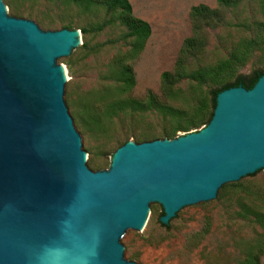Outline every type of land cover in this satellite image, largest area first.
<instances>
[{
	"label": "water",
	"instance_id": "95a60500",
	"mask_svg": "<svg viewBox=\"0 0 264 264\" xmlns=\"http://www.w3.org/2000/svg\"><path fill=\"white\" fill-rule=\"evenodd\" d=\"M79 31H42L0 0V264H135L120 238L151 204L168 226L187 206L264 169V75L220 92L208 125L172 140L125 143L92 172L64 101L57 60Z\"/></svg>",
	"mask_w": 264,
	"mask_h": 264
},
{
	"label": "rangeland",
	"instance_id": "374dc122",
	"mask_svg": "<svg viewBox=\"0 0 264 264\" xmlns=\"http://www.w3.org/2000/svg\"><path fill=\"white\" fill-rule=\"evenodd\" d=\"M1 1L9 17L30 20L42 31L81 32L110 21L99 33L81 34L84 46L57 60L66 73L67 112L81 138L86 166L92 172L108 170L113 154L125 143L167 139L160 136L177 130L178 124L163 121L153 111H125L102 118L101 129H97L85 123L83 104L100 115L105 106L119 98L143 100L151 92L162 103L195 109L215 87H198L185 80L176 86L177 100L170 101L161 93L160 74L173 71L185 40L193 35L189 21L192 7L204 5L219 10L224 25L204 28V50L189 60L188 71L216 68L232 55L235 67L228 80L246 79L256 71H264V17L259 0H243L236 8L224 9L218 8L216 0H128L134 16L148 23L151 34L142 53L129 62L135 86L120 97L118 84L107 77L117 60L129 51L130 42L123 39L125 29L115 14H107L101 7L83 12L72 4L47 0ZM194 132L178 131L177 136ZM238 183L237 189L218 191L215 200L182 208L165 228L160 223L161 206L151 204L144 227L140 231L127 230L120 238L124 259L135 264H241L249 252L264 246V222L244 217L242 211L245 206L264 214V169Z\"/></svg>",
	"mask_w": 264,
	"mask_h": 264
},
{
	"label": "trees",
	"instance_id": "16d2710c",
	"mask_svg": "<svg viewBox=\"0 0 264 264\" xmlns=\"http://www.w3.org/2000/svg\"><path fill=\"white\" fill-rule=\"evenodd\" d=\"M51 2H61L64 4H72L79 7L83 12H89L96 7L104 8L107 14H115L118 23L125 29L123 39L128 40L129 51L126 55L120 57L113 69L108 73L107 79L118 84L117 90L119 91V97L121 94L129 93L135 86L134 72L129 62L135 60L143 51L147 40L150 37L151 29L148 23L134 16L132 6L128 0H47ZM243 0H216L219 9L224 8H236ZM261 13L264 17V0H259ZM189 21L192 29V36L186 39L179 56L175 62L174 69L171 72H164L160 74V84L162 95L170 100L174 101L178 99L179 92L176 90V86L185 80L196 83L198 87L202 85H214L215 87L209 91L207 96L200 100L195 109H190L187 106L175 107L158 101L157 97L148 92L145 99L137 100L130 98H119L109 105L105 106L102 114L98 115L94 113L93 107L87 104L82 105V110L85 114V123L90 126H94L97 129H101L102 118H111L117 116L120 112H156L161 119L173 121L177 126V130L170 132L169 134L160 136L161 139L167 138L169 140L176 139L177 132H189L208 125L212 118L213 110L215 108L216 96L227 89L235 87H243L246 90H251L256 84L257 80L264 75V71H256L246 79L237 77L230 81L229 78L232 70H234L236 59L233 55L226 61L222 62L219 66L213 69H197L187 70V64L189 60L199 56L205 47V38L202 36L204 28H217L224 25L222 14L219 10H213L204 5L192 7L189 11ZM110 24V21H104L89 30L82 29L81 33L85 36L87 33H99L106 26ZM68 29V28H66ZM249 45H252L251 43ZM84 46V44L82 45ZM88 103V102H87ZM207 111V113H206ZM183 121V123H182ZM153 141L156 138L144 139V141ZM254 175V174H253ZM249 175V177L253 176ZM239 182V181H238ZM229 183L223 185L220 190L223 192L228 188L239 187V183ZM219 190V191H220ZM243 216L252 217L255 221L264 222V214L257 210L242 206ZM167 226V225H166ZM162 225V227H166ZM264 255V246L256 248V251H251L247 254L246 258L241 264H261V256Z\"/></svg>",
	"mask_w": 264,
	"mask_h": 264
},
{
	"label": "bare ground",
	"instance_id": "6f19581e",
	"mask_svg": "<svg viewBox=\"0 0 264 264\" xmlns=\"http://www.w3.org/2000/svg\"><path fill=\"white\" fill-rule=\"evenodd\" d=\"M61 69L63 70V73L65 74V79H66L65 69L63 67H61Z\"/></svg>",
	"mask_w": 264,
	"mask_h": 264
}]
</instances>
